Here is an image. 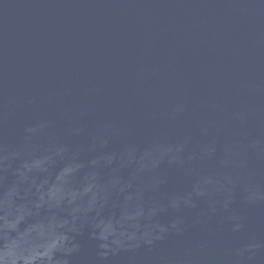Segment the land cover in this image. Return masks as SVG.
Wrapping results in <instances>:
<instances>
[{"label": "water", "instance_id": "water-1", "mask_svg": "<svg viewBox=\"0 0 264 264\" xmlns=\"http://www.w3.org/2000/svg\"><path fill=\"white\" fill-rule=\"evenodd\" d=\"M0 264H264V0H0Z\"/></svg>", "mask_w": 264, "mask_h": 264}]
</instances>
